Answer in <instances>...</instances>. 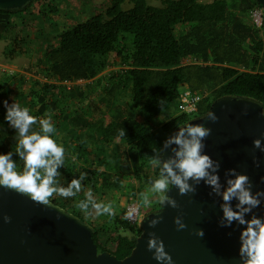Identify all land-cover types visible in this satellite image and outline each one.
I'll use <instances>...</instances> for the list:
<instances>
[{"label": "trees", "instance_id": "1", "mask_svg": "<svg viewBox=\"0 0 264 264\" xmlns=\"http://www.w3.org/2000/svg\"><path fill=\"white\" fill-rule=\"evenodd\" d=\"M43 1L28 3L22 11L0 10V40L9 42L4 57L13 61L31 55L34 62L27 69L46 79L6 75L0 80V176L14 171L7 182L14 180L77 215L93 227L99 252L123 259L141 231L109 207L119 205L128 187L139 198L151 183L162 188L168 183L165 190L171 186L159 160L168 134L191 119L179 112L180 93L189 89L202 95L193 117L224 95L248 96L264 105V11L258 28L249 17L251 10L262 8L256 0H159L161 5L128 0L129 8H124L127 0H110L105 10L63 30L57 47H29L25 13ZM108 66L117 68L102 84V76L96 77ZM80 80L86 86L66 85ZM10 85L21 88L12 107L7 103ZM97 89L106 110L98 120L83 104ZM173 104L176 110L161 118ZM82 190L101 196L116 191L98 213L106 216L104 222L84 217L95 203ZM120 230L132 232L130 248L101 243L100 231L116 236Z\"/></svg>", "mask_w": 264, "mask_h": 264}, {"label": "water", "instance_id": "2", "mask_svg": "<svg viewBox=\"0 0 264 264\" xmlns=\"http://www.w3.org/2000/svg\"><path fill=\"white\" fill-rule=\"evenodd\" d=\"M33 1L0 0V10ZM159 163L171 186L123 259L99 252L93 227L77 215L0 180V264H264L261 101L215 99L168 134Z\"/></svg>", "mask_w": 264, "mask_h": 264}, {"label": "rangeland", "instance_id": "3", "mask_svg": "<svg viewBox=\"0 0 264 264\" xmlns=\"http://www.w3.org/2000/svg\"><path fill=\"white\" fill-rule=\"evenodd\" d=\"M200 2H206L209 3L213 0H199ZM110 0H44L40 5L34 4L32 7L28 9V11L25 13L29 20V31L31 32L30 37L25 38L26 44L29 47L36 48L37 46H40L44 49L48 47H57L59 44V36L60 33L63 30L71 29L75 25L84 22L85 20L95 16L99 12L105 10L109 6ZM150 3L153 5H161V1L159 0H150ZM50 4V6L53 7V10H50L46 7V5ZM131 4L126 2L124 4V8H129ZM45 9V10H44ZM9 45V42L5 40H0V80H2L3 76L11 75L15 78L24 77L26 80L31 81V79H37L41 82L46 81L45 78H43L39 74H35L33 71H29L27 67H31V64L34 62V59L31 55H25L21 57H17L13 61H10L6 59L3 55V51L5 48ZM117 67L108 66L104 70L98 73V76L96 78L101 77L102 84L106 83V77L108 76V72L111 70L116 69ZM4 83L6 84V81H2V86L4 87ZM87 82L80 80L73 82L71 86L78 85L81 87L86 86ZM12 88V93H10V96L8 98L7 103L10 107H12V101L16 93H19L21 88L17 85H10ZM102 95V91L99 89L96 90V93L94 95H89L88 100H84L83 104L85 106L90 107L91 111L93 112L94 119L98 120L102 116H106V110L99 102V98ZM128 98V97H125ZM127 100V99H124ZM176 110V104L171 105L168 109H166L164 112L160 114V117L163 118L168 114H172L171 111ZM193 116H191L192 118ZM104 124V128L107 127L109 118L106 117ZM142 120V118H141ZM145 121V119L143 118ZM147 122V121H145ZM150 124L151 128L155 129V125L152 122H147ZM20 126L25 125L23 123L19 124ZM18 128H14L11 130V136L15 135V132ZM90 150V148H88ZM14 172V171H13ZM8 172L5 173L4 176H0V180L8 181L9 178H13L14 173ZM164 180H168L164 177ZM14 181V180H12ZM11 181V183H13ZM132 183H134L136 186H139L140 184L135 180H131ZM168 183H166L163 188L161 185L157 183H151L147 187V192L140 196L139 198H135L137 202L140 205V211L141 214H147L153 210L157 209L159 200L163 196L165 186L167 187ZM48 185V180L46 181V184L43 185V187H46ZM86 197L92 198L95 205L90 208V211L84 215V217L87 220H91L95 222V224H98V220L102 218L101 222H104L106 220V216H100L98 213L101 210L106 209L107 202L113 200L114 196L116 195V191L111 192L107 196H101L97 191H89L85 192L82 190ZM133 197V195L130 192L129 187L126 188L123 193L122 197L120 198V203L118 206H111L109 207V211L115 212V213H124L125 214V206L129 200V198ZM102 224V223H101ZM107 225H111L112 221H110V224L107 220ZM132 236V232L127 230H120L118 232V235L112 234V232L108 231H100V241L103 245H105L108 248L114 249L115 246L120 245L126 248H130L129 238Z\"/></svg>", "mask_w": 264, "mask_h": 264}, {"label": "built area", "instance_id": "4", "mask_svg": "<svg viewBox=\"0 0 264 264\" xmlns=\"http://www.w3.org/2000/svg\"><path fill=\"white\" fill-rule=\"evenodd\" d=\"M250 19L253 21L254 25L258 28L261 27L263 22V9L255 8L249 13ZM72 82H66L67 86H71ZM202 99V95L199 93H192L189 89H184L180 93L178 109L182 114L188 116H194L198 112V104ZM144 214H141L140 205L134 197L129 198L125 206V217L128 219L131 225L139 224L143 218Z\"/></svg>", "mask_w": 264, "mask_h": 264}, {"label": "flooded vegetation", "instance_id": "5", "mask_svg": "<svg viewBox=\"0 0 264 264\" xmlns=\"http://www.w3.org/2000/svg\"><path fill=\"white\" fill-rule=\"evenodd\" d=\"M157 209H159V208H157ZM157 209H156V210H157Z\"/></svg>", "mask_w": 264, "mask_h": 264}]
</instances>
